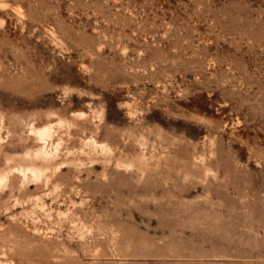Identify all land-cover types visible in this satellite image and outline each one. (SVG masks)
Masks as SVG:
<instances>
[{
  "label": "rangeland",
  "instance_id": "rangeland-1",
  "mask_svg": "<svg viewBox=\"0 0 264 264\" xmlns=\"http://www.w3.org/2000/svg\"><path fill=\"white\" fill-rule=\"evenodd\" d=\"M0 264H264V0H0Z\"/></svg>",
  "mask_w": 264,
  "mask_h": 264
}]
</instances>
